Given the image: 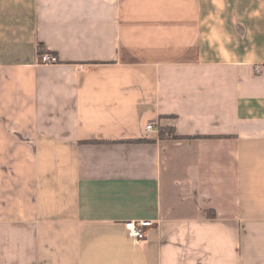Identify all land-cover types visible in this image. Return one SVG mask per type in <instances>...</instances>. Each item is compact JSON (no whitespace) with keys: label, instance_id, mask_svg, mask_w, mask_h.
I'll return each mask as SVG.
<instances>
[{"label":"crops","instance_id":"obj_1","mask_svg":"<svg viewBox=\"0 0 264 264\" xmlns=\"http://www.w3.org/2000/svg\"><path fill=\"white\" fill-rule=\"evenodd\" d=\"M0 264H264V0H0Z\"/></svg>","mask_w":264,"mask_h":264},{"label":"built area","instance_id":"obj_2","mask_svg":"<svg viewBox=\"0 0 264 264\" xmlns=\"http://www.w3.org/2000/svg\"><path fill=\"white\" fill-rule=\"evenodd\" d=\"M40 63L42 64H56L58 59L56 56L51 54H44L39 58ZM262 69H258L260 72ZM147 133H154L155 126L149 124L146 128ZM152 222L150 221H127L124 224L127 237L133 242L139 244L147 240V231L152 227Z\"/></svg>","mask_w":264,"mask_h":264},{"label":"trees","instance_id":"obj_3","mask_svg":"<svg viewBox=\"0 0 264 264\" xmlns=\"http://www.w3.org/2000/svg\"><path fill=\"white\" fill-rule=\"evenodd\" d=\"M41 49H43V46H40ZM40 52H43V50H40ZM161 138H176V132L174 128H162L160 132ZM144 142H150L146 140H140L138 143H144Z\"/></svg>","mask_w":264,"mask_h":264}]
</instances>
